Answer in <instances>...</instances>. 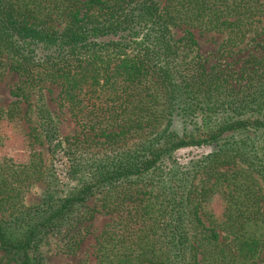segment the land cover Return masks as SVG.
<instances>
[{
	"label": "trees",
	"instance_id": "obj_1",
	"mask_svg": "<svg viewBox=\"0 0 264 264\" xmlns=\"http://www.w3.org/2000/svg\"><path fill=\"white\" fill-rule=\"evenodd\" d=\"M193 30L225 35L230 50L261 38V56L250 53L238 72L207 67ZM8 72L20 77L16 104L32 100L34 130L76 184L62 192L52 166L42 202L24 208L43 159L0 160V264H45L51 235L77 250L73 232L94 196L111 217L97 264L261 259L264 0H0V82ZM52 85L76 137L60 135ZM8 116L13 109L0 108V120ZM199 146L212 152L182 167L176 152ZM218 192L220 216L209 206Z\"/></svg>",
	"mask_w": 264,
	"mask_h": 264
},
{
	"label": "rangeland",
	"instance_id": "obj_2",
	"mask_svg": "<svg viewBox=\"0 0 264 264\" xmlns=\"http://www.w3.org/2000/svg\"><path fill=\"white\" fill-rule=\"evenodd\" d=\"M158 1L162 4L165 2V0ZM193 34L198 52L202 55L207 67L221 65L222 69L228 72H238L243 66V60L250 53L256 56H261L262 53L261 38L253 41L248 40L246 44L230 50L223 47L225 35L201 33L199 30H193ZM175 35L177 39L182 38L184 36L183 29H176ZM19 82L20 77L14 72H8L0 82V108L13 109L15 116L14 118L8 116L0 120V160L10 159L17 165H27L34 155L36 157L40 155L43 159L39 179L33 182L24 193V208H29L42 202L48 184L45 174L46 171L52 169V166L57 169V178L62 192H68L76 182L68 178L65 157L62 158L60 153H57L56 156L52 155L48 145L39 138L38 132L34 130L36 123L32 100L20 101L19 104H16L17 98L13 97L12 91L19 85ZM59 91L60 89L54 85L50 86V92L46 90L49 108L57 117L61 137L63 139L76 137L80 133V128L72 119L69 109L59 107ZM26 112L28 113L26 114ZM175 128H183L180 120L176 121ZM211 152L212 147L210 146L186 147L178 150L175 155L182 167H190L191 161L201 160ZM223 198L224 195L218 192L212 197L209 204L214 214L218 216L224 210ZM99 206V196L91 197L86 203L84 211L87 212V219L73 232L77 234L79 243L78 249L74 252L67 251L66 239L63 237L51 235L47 239L42 248L45 264H97V241L111 220L110 216L99 211ZM256 264H264V251Z\"/></svg>",
	"mask_w": 264,
	"mask_h": 264
}]
</instances>
